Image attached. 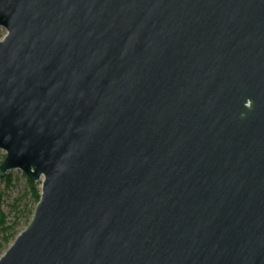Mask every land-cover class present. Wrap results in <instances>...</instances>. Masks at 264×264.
Returning <instances> with one entry per match:
<instances>
[{"label":"water","instance_id":"water-1","mask_svg":"<svg viewBox=\"0 0 264 264\" xmlns=\"http://www.w3.org/2000/svg\"><path fill=\"white\" fill-rule=\"evenodd\" d=\"M0 178L40 183L0 264H264V0H0Z\"/></svg>","mask_w":264,"mask_h":264},{"label":"rangeland","instance_id":"rangeland-1","mask_svg":"<svg viewBox=\"0 0 264 264\" xmlns=\"http://www.w3.org/2000/svg\"><path fill=\"white\" fill-rule=\"evenodd\" d=\"M6 31L0 27V37H4ZM5 152L0 150V164L4 159ZM7 175L10 176L11 182L7 186L3 181ZM40 183H34L40 194ZM36 202L32 198L31 191L27 184V179L19 170H12L0 178V210L5 216V226L15 223V238L27 227V222L31 219ZM5 234L0 228V257L13 243L14 239L5 242Z\"/></svg>","mask_w":264,"mask_h":264},{"label":"trees","instance_id":"trees-1","mask_svg":"<svg viewBox=\"0 0 264 264\" xmlns=\"http://www.w3.org/2000/svg\"><path fill=\"white\" fill-rule=\"evenodd\" d=\"M3 181L8 186L11 182L10 176L7 175V177H5ZM27 184L31 191L32 198L37 204L40 198V194H39V191L36 189V185L34 183H30L29 181H27ZM30 220L27 222V225L30 222ZM14 226H15V223H12L10 226H5V216L0 210V228L3 234H5V239H4L5 242H8L10 239H15Z\"/></svg>","mask_w":264,"mask_h":264}]
</instances>
